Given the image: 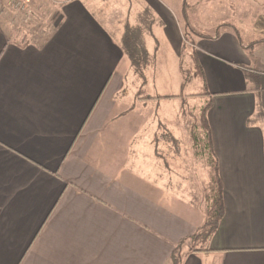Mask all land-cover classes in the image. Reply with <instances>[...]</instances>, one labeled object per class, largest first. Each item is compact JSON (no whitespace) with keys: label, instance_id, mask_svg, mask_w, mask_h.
Here are the masks:
<instances>
[{"label":"crops","instance_id":"0c3cea01","mask_svg":"<svg viewBox=\"0 0 264 264\" xmlns=\"http://www.w3.org/2000/svg\"><path fill=\"white\" fill-rule=\"evenodd\" d=\"M28 5L0 0V264H172L179 248L182 264H264V115L250 77L264 75V15L250 41L231 32L195 49L204 86L235 95L217 97L208 113L225 215L193 252L185 240L207 208L179 195L188 186L176 160L154 157L142 170L133 158L146 157L169 127L155 107L166 96L145 100L142 91L155 82L186 87L175 8L160 0ZM127 27L149 28L145 48L161 56L146 82L123 47Z\"/></svg>","mask_w":264,"mask_h":264},{"label":"rangeland","instance_id":"374dc122","mask_svg":"<svg viewBox=\"0 0 264 264\" xmlns=\"http://www.w3.org/2000/svg\"><path fill=\"white\" fill-rule=\"evenodd\" d=\"M53 1L55 0H46L49 5ZM160 1L175 8V12L179 17V33L184 42L182 46L183 61L181 62V66L187 71L185 74L186 87L180 90L179 85L176 84L171 85L172 87L170 89L165 88V90H159L156 86V82L152 83L150 88L147 86V94L166 96L160 101H157L155 107L157 106L158 108H156V116L158 115L159 120H162L161 124H166L169 127L168 131L165 130V127L162 130L159 129L161 131L159 135H161L162 138L155 144L156 147H145V153L147 152L146 157L136 154L133 155V158L138 164L137 167H142L140 165L142 163H153L154 157L155 160L160 159L162 162L176 160L179 181L188 186L186 190L181 191L183 193L178 192L179 195L187 199H193L196 204L208 208L214 194L212 182L214 167L210 153L205 147V142H203V146L201 145L200 149H197L194 146L192 133L195 131L197 137L203 139L202 135H204V132L199 124L201 110L207 108L206 115L208 118V113L213 109L215 104L214 100L217 97L223 96V98H227L235 95V93L225 90V87H221L222 90L220 91L226 94H216L215 92L213 94L208 86H204V81L201 79L202 77H199L196 73L197 70L195 66L198 64L200 65V63L193 62L186 52L190 51L189 48L191 47L196 49L199 42H216L221 39L225 33L232 32V34H235L238 32L242 42L244 39L250 41L253 25H255L258 20L261 22L260 17L264 15V0ZM241 2L243 3L241 4ZM239 6L241 8L238 10L237 8ZM29 15L30 16L26 17L27 22H31L35 19L32 14L29 13ZM253 39H257V37ZM158 55L159 53L156 52L155 55L149 56V60L146 59L148 64L151 63V66L153 65L155 76L158 70L157 63L161 61V58L159 59L161 56L158 57ZM191 63H193V65ZM189 69H191L192 72H190ZM201 70L203 71V68H201ZM174 94L180 95V98H167L168 95ZM259 99V110L263 112V92L259 94ZM150 150L153 152V155L148 156ZM176 151H179V154L176 153ZM142 170H144L143 167ZM188 245H191V243L189 242Z\"/></svg>","mask_w":264,"mask_h":264},{"label":"trees","instance_id":"16d2710c","mask_svg":"<svg viewBox=\"0 0 264 264\" xmlns=\"http://www.w3.org/2000/svg\"><path fill=\"white\" fill-rule=\"evenodd\" d=\"M147 29L149 28L127 27L125 36L123 38V47L130 55L133 66L137 71V75H139V77L142 78L143 82H146V80L148 79L146 72L148 71L149 67H151V63L148 64V61H146V59L149 60V54L145 48V44L143 41V30H147ZM261 42H264V39L261 40ZM192 56L194 62L198 63L195 49ZM195 69L197 70L196 71L197 75L199 77L201 76L202 77L201 79H203L204 74L200 68V65L199 64L196 65ZM189 71L192 72L191 69H189ZM182 72L185 78L184 82L186 83L185 74L187 71L184 68H182ZM250 77L251 80H253V82L257 86L256 90L259 91L260 93L261 92L264 93V75H250ZM146 92L147 91L145 92L142 91L144 95L142 99L152 100L156 98L149 96ZM206 113H207V108H203L199 115V124L204 132V135H202L203 139H199L195 131L192 133V139L194 142V146L197 149H200L201 145L203 146V142H205V147L210 153V156L212 158V164L214 167L213 169L214 175L212 178V182L214 186V194L210 206H208L207 210H205V222L193 236H191L188 240H185L187 244H189V242L191 243V251L193 252L203 251L202 249H205L208 246L212 236L216 233L218 226L225 215L224 185L220 177L218 161L216 159V155L213 149L212 133ZM263 115H264V111H263ZM204 251H207V249ZM184 255L185 254H183L181 249L179 248L177 252L174 253L171 259V263L182 264V258L184 257Z\"/></svg>","mask_w":264,"mask_h":264},{"label":"built area","instance_id":"2783aa9c","mask_svg":"<svg viewBox=\"0 0 264 264\" xmlns=\"http://www.w3.org/2000/svg\"><path fill=\"white\" fill-rule=\"evenodd\" d=\"M13 1V0H12ZM20 6L26 7L31 0H15Z\"/></svg>","mask_w":264,"mask_h":264}]
</instances>
